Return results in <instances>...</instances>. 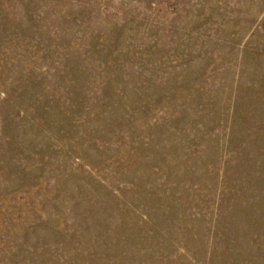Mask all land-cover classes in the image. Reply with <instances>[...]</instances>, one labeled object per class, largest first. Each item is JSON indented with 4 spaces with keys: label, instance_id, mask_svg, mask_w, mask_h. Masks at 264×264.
<instances>
[{
    "label": "rangeland",
    "instance_id": "obj_1",
    "mask_svg": "<svg viewBox=\"0 0 264 264\" xmlns=\"http://www.w3.org/2000/svg\"><path fill=\"white\" fill-rule=\"evenodd\" d=\"M0 264H264V0H0Z\"/></svg>",
    "mask_w": 264,
    "mask_h": 264
}]
</instances>
